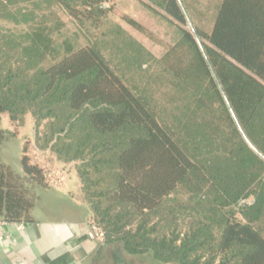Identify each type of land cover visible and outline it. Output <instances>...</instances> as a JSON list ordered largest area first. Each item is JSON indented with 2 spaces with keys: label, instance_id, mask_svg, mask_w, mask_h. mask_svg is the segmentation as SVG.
<instances>
[{
  "label": "trees",
  "instance_id": "obj_1",
  "mask_svg": "<svg viewBox=\"0 0 264 264\" xmlns=\"http://www.w3.org/2000/svg\"><path fill=\"white\" fill-rule=\"evenodd\" d=\"M37 1L0 0V116L16 127L29 114L37 149L74 164L103 243L162 264H264V0H220L209 31L179 0L206 58L178 0L140 1L173 44L109 0ZM44 3L86 30L113 12L164 52L113 25L148 64L129 84L99 43L55 45ZM12 134L0 128V149ZM21 168L0 162L1 222L31 221L48 187L26 145Z\"/></svg>",
  "mask_w": 264,
  "mask_h": 264
},
{
  "label": "rangeland",
  "instance_id": "obj_2",
  "mask_svg": "<svg viewBox=\"0 0 264 264\" xmlns=\"http://www.w3.org/2000/svg\"><path fill=\"white\" fill-rule=\"evenodd\" d=\"M140 1L141 0H109L105 5L106 7L113 6L123 15H126L136 23L140 24L162 41L168 44H173L177 39L175 27L168 25L158 16H154L141 5ZM184 1L189 9V14L191 15L193 22L206 31H209L220 0ZM41 2H43V0H38L36 3ZM20 6L23 5L20 4ZM39 10L47 11L44 14L46 25L52 30V37L55 45H61L65 40L80 45L99 43L103 54L109 60L111 66L129 84L138 83L139 80L142 81L141 78L145 74V69H147L148 64H144L141 69L137 67V63L134 59L136 56L134 50L128 47L129 43L125 41L124 37L115 33L113 25L121 26L127 35L139 43L155 58H159L164 52L161 46L136 31L113 12H110L107 15L99 29L93 30L90 28L89 30H86L84 28H78L67 13L62 9H58L55 5L44 3ZM0 23L8 27L11 26L6 22ZM145 77L146 75L144 78ZM0 128L13 133L12 135L6 136L0 149V162L9 167L13 172L17 174L21 173V158L25 145L28 148V153L32 160L35 155L33 152L37 150L41 153L40 158L48 162L50 165L54 166V159L55 161H58L52 153L44 151V149H37L38 146L35 141L33 138H30L33 130V120L29 114L25 115L22 123L16 127L11 125L7 114H1ZM26 139H28V142L25 144ZM71 165L74 166V164ZM111 247H114L117 254L120 256L122 255L127 263L162 264L148 255H127L123 252L120 244L111 245Z\"/></svg>",
  "mask_w": 264,
  "mask_h": 264
},
{
  "label": "crops",
  "instance_id": "obj_3",
  "mask_svg": "<svg viewBox=\"0 0 264 264\" xmlns=\"http://www.w3.org/2000/svg\"><path fill=\"white\" fill-rule=\"evenodd\" d=\"M54 166L66 171V180L60 188L43 189L31 221L18 223L22 229L0 221V264H114V247L87 238L92 215L74 166L55 159Z\"/></svg>",
  "mask_w": 264,
  "mask_h": 264
},
{
  "label": "built area",
  "instance_id": "obj_4",
  "mask_svg": "<svg viewBox=\"0 0 264 264\" xmlns=\"http://www.w3.org/2000/svg\"><path fill=\"white\" fill-rule=\"evenodd\" d=\"M34 158L33 161L40 167L43 174V179L48 187L60 188L63 186L66 180V171L62 168H56L53 165H50L48 162L40 158L41 153L37 150L33 152ZM17 228L22 229L21 224H16ZM87 238L96 243H103L105 240L104 232L102 229L95 223L92 217L88 220V230ZM82 264V263H76Z\"/></svg>",
  "mask_w": 264,
  "mask_h": 264
},
{
  "label": "water",
  "instance_id": "obj_5",
  "mask_svg": "<svg viewBox=\"0 0 264 264\" xmlns=\"http://www.w3.org/2000/svg\"><path fill=\"white\" fill-rule=\"evenodd\" d=\"M178 3H179V5H180V7H181V9H182V11H183V13H184V15H185V19H186V22H187V25H188L189 30H190L192 33H194L193 27H192V25H191V23H190L188 17L186 16V14H185V12H184V9L182 8L181 3H180L179 0H178ZM194 37H195V40H196L197 44L199 45V47H200V49H201V51H202V53H203V56L206 58L205 53H204V51H203V48H202V46H201V43H200V41H199V39H198V37H197V35H196L195 33H194ZM213 76H214V74H213ZM214 78H215V76H214ZM225 101H226V99H225ZM226 103H227V102H226ZM227 106L229 107L228 103H227ZM230 111H231V110H230ZM247 143H248V141H247ZM248 144H249V143H248ZM249 145H250V147H251L252 149H254V147H252L251 144H249Z\"/></svg>",
  "mask_w": 264,
  "mask_h": 264
}]
</instances>
